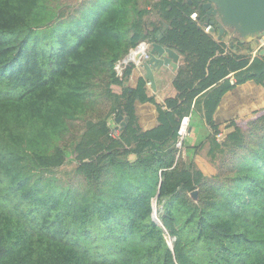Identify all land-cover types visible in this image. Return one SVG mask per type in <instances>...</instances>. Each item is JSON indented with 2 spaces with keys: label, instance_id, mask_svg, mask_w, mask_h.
Wrapping results in <instances>:
<instances>
[{
  "label": "trees",
  "instance_id": "16d2710c",
  "mask_svg": "<svg viewBox=\"0 0 264 264\" xmlns=\"http://www.w3.org/2000/svg\"><path fill=\"white\" fill-rule=\"evenodd\" d=\"M195 2L84 0L65 12L56 0H0V264H264V110L212 137V159L231 155L215 175L193 162L196 145L177 156L194 99L211 123L234 84L264 79V55L205 32ZM157 34L185 63L176 96L155 104L159 125L143 131L134 101L154 100L141 79L125 86L131 65L120 76L116 65ZM69 153L77 186L53 175Z\"/></svg>",
  "mask_w": 264,
  "mask_h": 264
},
{
  "label": "crops",
  "instance_id": "0c3cea01",
  "mask_svg": "<svg viewBox=\"0 0 264 264\" xmlns=\"http://www.w3.org/2000/svg\"><path fill=\"white\" fill-rule=\"evenodd\" d=\"M149 20L155 21L157 20V17L151 16ZM149 29H151V26H149ZM214 36L216 37V35ZM227 38L228 37L226 35L223 41H227ZM144 41L152 42L149 40ZM226 46L229 49H232V51L246 53L252 57L259 52H254V44V47L250 49V52H248L250 44L238 43L232 47L228 45ZM262 49H264V47ZM184 63V56L179 54V60L176 67L162 66L159 69L152 68L155 90L150 88V85H147L148 81L144 78L145 71L141 67L130 62L127 64L122 63L120 68L117 69L120 76L122 69L126 65H131V73L124 83L125 86L133 89L136 87L138 80L141 79L146 82V95L154 100V103L149 101L141 102L138 99L134 101V113L137 117V123L143 131L152 129L159 125L158 111L155 104L163 103L165 99L176 96L177 91L173 86V79L178 68L184 65ZM232 74L233 73L228 74V81L230 83L231 79L234 82ZM261 110H264V79L261 82L254 79H248L242 83L234 84L220 98L213 111L211 123H208L206 120L201 102L197 105H195V99L191 102L189 113L184 115L189 118L188 129L190 128L188 130L187 137L185 138V143L190 146H197V151L193 156V162L205 176L210 177L216 174V168L213 165H216V160L212 159L209 155L211 148H213L212 137L214 136L215 142H218L224 138L225 135L234 130V127L230 125L231 122L248 121L255 117L256 114L254 113L256 111ZM113 122L114 120L112 121V125L115 127V122ZM212 126L218 128L219 131L217 134L216 130ZM184 154L185 148L182 153L183 158Z\"/></svg>",
  "mask_w": 264,
  "mask_h": 264
},
{
  "label": "water",
  "instance_id": "95a60500",
  "mask_svg": "<svg viewBox=\"0 0 264 264\" xmlns=\"http://www.w3.org/2000/svg\"><path fill=\"white\" fill-rule=\"evenodd\" d=\"M188 4L196 1V7L203 12L199 26L211 24V32L217 39L224 40L225 44L232 47L240 44H250L248 52L257 44L258 38L264 35V0H185ZM161 38L157 34L156 41H141L136 47L118 61L116 68H120L122 63H132L141 67L145 71V80L150 82V88L155 90L154 76L152 68L176 67L179 60V53L172 48L159 43ZM259 54H264V49L259 50ZM145 56V57H144ZM120 73H118L119 75ZM127 116L119 114L114 117L116 127L122 128L126 125ZM176 117V121H179ZM179 124H177L178 128ZM190 129V128H189ZM188 129V130H189ZM194 201H197V191L190 193ZM154 212V210L152 211ZM152 219L159 223L156 216ZM172 249V242L168 243Z\"/></svg>",
  "mask_w": 264,
  "mask_h": 264
},
{
  "label": "rangeland",
  "instance_id": "374dc122",
  "mask_svg": "<svg viewBox=\"0 0 264 264\" xmlns=\"http://www.w3.org/2000/svg\"><path fill=\"white\" fill-rule=\"evenodd\" d=\"M57 2L60 3H65L66 6L64 8V11H70L71 8L75 7L77 4H79L80 2L84 1V0H56ZM101 0H91V3L94 5L95 3L100 2ZM67 6H71V7H67ZM65 17V16H63ZM263 124H261L259 126V128H262ZM250 131V130H249ZM257 133L259 132V130H257ZM254 135H250L247 134V139L249 140V142H254L257 139V134L256 133H252ZM238 155V153H237ZM231 161V155L228 153L225 154H221L219 153L217 158H216V165L213 164L216 168V173L218 172V167L219 165H223L224 168L226 167V165L228 163H230ZM75 167H76V163L72 158V155L69 153L67 155L66 161L64 164H62L61 166H59L58 168H56L54 170L53 175L56 177V183L57 184H61L63 186L65 185H71V186H77L80 184V178L79 175H77L75 173ZM153 210L154 212H152L153 216H156V214H158L160 206L157 204L156 201H153ZM167 237V242L171 243L173 242L174 238L171 236H166Z\"/></svg>",
  "mask_w": 264,
  "mask_h": 264
},
{
  "label": "built area",
  "instance_id": "2783aa9c",
  "mask_svg": "<svg viewBox=\"0 0 264 264\" xmlns=\"http://www.w3.org/2000/svg\"><path fill=\"white\" fill-rule=\"evenodd\" d=\"M190 18L193 19V20H197L198 19V15L196 14V11H193L190 14ZM199 24H200V22H199ZM212 27L213 26L211 24H207V25L202 26L203 30L205 32H208V33H212L211 32ZM263 47H264V35L261 38H258L257 44H255L254 52L259 51ZM231 83H233L232 79H231ZM147 85H150L149 81L147 82ZM188 121H189V118L187 116L182 117L180 119L179 126L177 128V138H176V141H175V147L177 149V156L179 154L182 155V153H183L184 141H185V138L187 137V134H188ZM112 134L113 135H117L118 134V130H117L116 125H115L114 130L112 131Z\"/></svg>",
  "mask_w": 264,
  "mask_h": 264
},
{
  "label": "bare ground",
  "instance_id": "6f19581e",
  "mask_svg": "<svg viewBox=\"0 0 264 264\" xmlns=\"http://www.w3.org/2000/svg\"><path fill=\"white\" fill-rule=\"evenodd\" d=\"M154 208V207H153Z\"/></svg>",
  "mask_w": 264,
  "mask_h": 264
}]
</instances>
